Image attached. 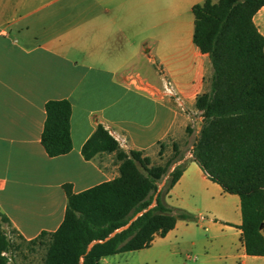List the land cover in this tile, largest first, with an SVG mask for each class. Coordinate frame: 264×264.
Here are the masks:
<instances>
[{
    "label": "crops",
    "instance_id": "obj_1",
    "mask_svg": "<svg viewBox=\"0 0 264 264\" xmlns=\"http://www.w3.org/2000/svg\"><path fill=\"white\" fill-rule=\"evenodd\" d=\"M200 1L0 0V212L25 239L57 228L63 184L79 192L118 174L113 153L81 154L102 123L125 139L124 150H143L151 162L159 141L164 150L177 145L170 169L184 168L164 201L194 219L178 218L151 244L163 242L170 255L188 244L198 254L185 258H198L195 264H264V256L245 253L239 197L210 180L178 144L191 112L199 114L194 139L199 131L194 100L210 68L192 42L191 7ZM253 21L264 36V5ZM164 79L182 105L163 93ZM61 98L71 104L72 146L48 156L40 143L44 104ZM105 263L101 257L98 264Z\"/></svg>",
    "mask_w": 264,
    "mask_h": 264
},
{
    "label": "trees",
    "instance_id": "obj_2",
    "mask_svg": "<svg viewBox=\"0 0 264 264\" xmlns=\"http://www.w3.org/2000/svg\"><path fill=\"white\" fill-rule=\"evenodd\" d=\"M263 5L264 0H202L191 7L192 42L207 55L210 67L203 77L204 89L194 100L201 124L191 157L224 192L239 197L245 253L260 256H264V36L253 15ZM44 109L40 143L46 154L68 152L70 101L49 99ZM186 130L191 131L188 126ZM158 144L160 154L164 144ZM172 150L163 164H154L143 150H124L109 129L97 123L81 154L90 159L97 153H113L118 174L79 192L63 184L66 204L61 222L53 231L42 230L28 240L0 212V264H8L10 252L23 243L43 245L40 264H98L101 257L148 247L154 235L163 236L178 218L193 220L188 211L164 201L184 168L179 163L170 169L178 156L175 143Z\"/></svg>",
    "mask_w": 264,
    "mask_h": 264
},
{
    "label": "rangeland",
    "instance_id": "obj_3",
    "mask_svg": "<svg viewBox=\"0 0 264 264\" xmlns=\"http://www.w3.org/2000/svg\"><path fill=\"white\" fill-rule=\"evenodd\" d=\"M208 72L206 73V75ZM187 111L189 109L186 108ZM192 121L188 123V127L191 129H196L199 122V114L197 112L192 113ZM184 130V139L178 140V144L180 145L184 153L190 150V146L194 141V136L192 132ZM184 141V142H183ZM169 147L167 149H163V153H156V156L153 158L152 163L163 164L168 158L172 155V145L171 142H168ZM181 164V163H180ZM166 176L163 178L165 179ZM163 179L160 181L158 186L162 185ZM167 246L163 244V242L159 240H155L151 246L130 250V251H122L113 255L106 256L105 264H195L198 260H192L185 258L186 254H190L191 256H195L198 252L195 249L189 248L188 244L181 249L179 253L175 255H170L168 252ZM9 254V252L7 253ZM10 259L8 264H23L25 262L40 264L42 261V257L44 255V247L41 244L33 243L26 244L23 243L18 249H14L10 252ZM199 257V256H198Z\"/></svg>",
    "mask_w": 264,
    "mask_h": 264
},
{
    "label": "built area",
    "instance_id": "obj_4",
    "mask_svg": "<svg viewBox=\"0 0 264 264\" xmlns=\"http://www.w3.org/2000/svg\"><path fill=\"white\" fill-rule=\"evenodd\" d=\"M163 93L166 96L172 98L177 104L182 105V99L180 94L175 90V88L168 79H164ZM114 137L117 139L120 145L125 143V139L123 137L115 134ZM2 254L7 255V253L4 251L2 252Z\"/></svg>",
    "mask_w": 264,
    "mask_h": 264
},
{
    "label": "water",
    "instance_id": "obj_5",
    "mask_svg": "<svg viewBox=\"0 0 264 264\" xmlns=\"http://www.w3.org/2000/svg\"><path fill=\"white\" fill-rule=\"evenodd\" d=\"M91 243L88 245V247H90Z\"/></svg>",
    "mask_w": 264,
    "mask_h": 264
}]
</instances>
